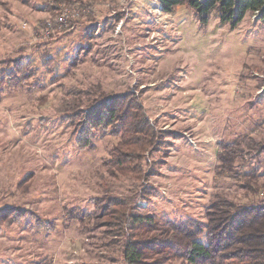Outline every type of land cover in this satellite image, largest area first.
I'll list each match as a JSON object with an SVG mask.
<instances>
[{"label":"rangeland","instance_id":"obj_1","mask_svg":"<svg viewBox=\"0 0 264 264\" xmlns=\"http://www.w3.org/2000/svg\"><path fill=\"white\" fill-rule=\"evenodd\" d=\"M6 60L30 75L19 87L0 75V213L28 212L47 230L30 216L0 221V264H124L125 238L95 207L105 195L131 200L136 215L175 221L206 222L218 196L264 202V189L248 199L244 187L253 174L264 186V151H253L264 146V23L256 15L232 28L215 12L207 24L185 6L164 13L157 0H0ZM129 92L169 132L146 154L147 181L111 173L120 143L111 129L95 132L94 151L79 150L82 117L70 119ZM234 141L245 152L237 173L218 174L219 143Z\"/></svg>","mask_w":264,"mask_h":264},{"label":"trees","instance_id":"obj_2","mask_svg":"<svg viewBox=\"0 0 264 264\" xmlns=\"http://www.w3.org/2000/svg\"><path fill=\"white\" fill-rule=\"evenodd\" d=\"M157 1L164 13L185 6L204 24L213 12L232 28L249 13L264 23V0ZM0 65L5 67L0 72L3 82L12 87L21 86L30 75L28 65L19 60H6ZM88 107L86 111L72 110L75 114L70 117L73 123L82 117L76 122L79 150L94 151L95 132L111 129L114 136H120V143L107 161L111 173L147 181L151 174L144 170L146 154L159 149L169 132L156 129L147 118L140 97L133 92ZM219 147L217 173H237L235 164L245 155L243 143L220 142ZM253 151H264V146H255ZM256 178V174L249 175L244 184L248 199L264 189ZM131 205V200L109 195L95 201L103 223L125 238L124 264H264V202L239 204L218 196L207 210L206 222L140 216L131 212ZM28 216L36 220L35 229L47 230L40 219L19 210L1 212L0 221L17 223Z\"/></svg>","mask_w":264,"mask_h":264},{"label":"built area","instance_id":"obj_3","mask_svg":"<svg viewBox=\"0 0 264 264\" xmlns=\"http://www.w3.org/2000/svg\"><path fill=\"white\" fill-rule=\"evenodd\" d=\"M59 21H60V22H64V17H63V16L60 17V18H59Z\"/></svg>","mask_w":264,"mask_h":264}]
</instances>
